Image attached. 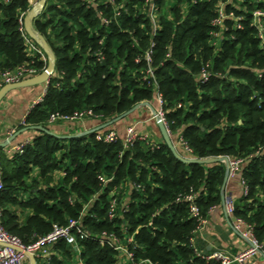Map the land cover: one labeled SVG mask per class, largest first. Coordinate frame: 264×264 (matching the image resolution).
Wrapping results in <instances>:
<instances>
[{
	"label": "trees",
	"instance_id": "obj_1",
	"mask_svg": "<svg viewBox=\"0 0 264 264\" xmlns=\"http://www.w3.org/2000/svg\"><path fill=\"white\" fill-rule=\"evenodd\" d=\"M32 6L31 0H0L1 85L22 65L37 74L47 68L40 55H29L21 29ZM258 9L264 0H46L33 27L51 48L56 71L44 101L20 128L49 130L55 114L84 113L105 124L160 94L181 155L187 157V147L195 158L245 160L247 190L233 201V215L264 247ZM111 131L112 125L57 137L39 130L22 153L0 149L6 229L29 246L55 226L80 223L77 246L60 240L37 264H222L206 258L195 236L201 220L222 203L225 163L187 164L164 140L155 147L145 140L127 143L119 134L106 141ZM118 242L129 253L116 249Z\"/></svg>",
	"mask_w": 264,
	"mask_h": 264
},
{
	"label": "built area",
	"instance_id": "obj_2",
	"mask_svg": "<svg viewBox=\"0 0 264 264\" xmlns=\"http://www.w3.org/2000/svg\"><path fill=\"white\" fill-rule=\"evenodd\" d=\"M40 1L41 0L34 2L32 8L25 14V16H23V19H21V25H22L21 29L24 32V39L27 45V51L29 55L31 56L40 55L41 58L44 61H46L48 64L49 57L44 47L38 42V40H36L34 37H32L27 32L26 26H25V17L29 15L32 10L36 11L37 16L41 13ZM253 22L260 31L259 38L261 40L262 47L264 48V9H258L254 11ZM151 52L152 51H149L147 54L148 60L150 59ZM37 73L38 71L35 67L30 66L29 64H25V65L20 66L15 73H7L5 75L4 84L20 81L22 79L37 75ZM203 78L207 80L208 79L207 74H204ZM2 86L3 85L0 84V88ZM47 87L48 85H46V89L44 90L42 95L39 97V99L36 101L35 105L44 101V97L47 92ZM157 100H158L159 106L156 110L157 112L156 115L161 117L165 121V114L162 108L163 98L160 94L157 95ZM84 117H85L84 113L76 114L73 117H61L60 115L55 114L51 116L50 122L54 123L58 121L59 119L76 120V119H82ZM25 118L21 122L20 124L21 126L25 125ZM165 124L167 126L166 121H165ZM15 132H13L12 134H14ZM117 137H118V133L116 131H111L108 134L104 135L103 138L106 141H114L115 139H117ZM125 139L127 143H131L136 140H145L149 142L151 146L153 147L156 146V143L150 140L148 133L139 132L135 125L130 126L128 128L127 136L125 137ZM29 143H30V139H26L14 146L7 147L8 149L7 151L8 153H22L24 151V147ZM179 143L183 145L182 139L180 140ZM184 149L187 152V157L195 158L191 156V151L187 147H184ZM228 157H229V177L239 178L243 185L244 192H246L247 189L245 190L246 188L245 181L242 176V167L245 164V160L232 158L230 156ZM3 191H4V185L1 181V169H0V194ZM187 200L193 203L191 205L192 214L195 217H199L200 209L195 203V195L188 196ZM225 210H226L229 222L231 224V227L244 240L247 241L248 246L234 256L228 255L227 253L223 251H215L207 255L206 258L219 260L222 262V264H248L249 261L256 259L258 257L264 258V247L259 242L257 237L255 236L253 228L250 225H248L243 218L234 217L233 214H234L235 209H234V203L232 199L226 202ZM206 223H207V219H202L198 227V231H201ZM74 230L81 232V226L79 222L72 220L70 221L68 226H55L54 230L50 234L40 238L37 242L33 243L32 245L26 246L22 243L21 239L17 235L9 232L6 229L3 223V212L0 209V264H25L27 261H31L32 263V258H35V260L37 261V258H40V257L49 259L51 257V253L49 249L60 240H65L69 244L77 246V238L74 233ZM116 249H120V250L125 251L126 253H129L125 249V247L122 245L121 242H118ZM129 257L130 259H133L132 253L129 254Z\"/></svg>",
	"mask_w": 264,
	"mask_h": 264
},
{
	"label": "crops",
	"instance_id": "obj_3",
	"mask_svg": "<svg viewBox=\"0 0 264 264\" xmlns=\"http://www.w3.org/2000/svg\"><path fill=\"white\" fill-rule=\"evenodd\" d=\"M31 1L32 3L36 2L34 0ZM45 89V84L17 89L5 97L0 103V142L6 141L7 138L13 135V132L20 129L21 122ZM149 103L113 123L112 128L115 129L119 136L125 138L128 128L135 125L139 132L148 133L152 142L164 140L154 113V110H157L159 106L158 100ZM100 125L102 124L99 121L84 117L76 120L56 121L51 123L48 129L57 137H72L84 134ZM37 134H39L38 129L23 132L7 147L14 146L26 139H32ZM243 193L244 188L240 179L229 177L225 187L227 199L230 198L235 201L242 197ZM195 242L198 248H202L204 252L209 254L215 251H223L231 256L238 254L248 246L247 241L231 227L225 204L223 203L211 211L203 229L196 233ZM27 263L31 264V261H27L25 264ZM248 264H264V258L258 257L249 261Z\"/></svg>",
	"mask_w": 264,
	"mask_h": 264
},
{
	"label": "water",
	"instance_id": "obj_4",
	"mask_svg": "<svg viewBox=\"0 0 264 264\" xmlns=\"http://www.w3.org/2000/svg\"><path fill=\"white\" fill-rule=\"evenodd\" d=\"M45 3H46V0L40 1V10L41 11H42L43 7L45 6ZM36 17H37L36 11L32 10L31 13L25 17V26H26L27 32L32 37H34L36 40H38V42L44 47L46 53L48 54L49 61H48L47 68L37 75L22 79V80L17 81V82H11V83L4 84L0 88V103L5 99V97H7V95H9L14 90L24 89V88H29V87H35V86L44 85V84L48 85L50 83L51 79L54 77V74L56 71L55 56H54L51 48L49 47L47 41L43 38V36H41L38 32H36V30L33 27V21ZM147 104H150V103L148 101L141 102V103L135 105L132 109H130L126 113L118 116L117 118H115V119H113V120H111L105 124L100 125L99 127L95 128V129H92L88 132H96V131H99V130L107 127V126H110L113 123H115L116 121L130 115L135 110L139 109L141 106L147 105ZM154 113H155V115L157 114L156 110H154ZM155 117L157 119L159 128H160L161 133L163 135L164 142L166 143V145L169 147V149L172 151V153L175 155V157L177 159H179L182 162L187 163V164H193V163L211 164V163H215V162H224L226 164V166H227L226 174H225V178H224V183H223L222 188H221L222 203L226 204V202L228 200H230V198L227 199L226 194H225V187H226L228 179H229V157L228 156H222V157H209V158H189V157H185V156L181 155L179 153V151L177 150L174 139H173L171 133L169 132V130L165 124V121L157 115ZM33 129L43 130L47 133L52 134L49 130H47L43 126L28 125V126L20 128L12 136L7 138L6 141L0 142V149L5 148L9 144H11V142H13L19 134L26 132V131H29V130H33ZM88 132H85V133H88ZM31 264H37V261L35 260V258H32Z\"/></svg>",
	"mask_w": 264,
	"mask_h": 264
},
{
	"label": "rangeland",
	"instance_id": "obj_5",
	"mask_svg": "<svg viewBox=\"0 0 264 264\" xmlns=\"http://www.w3.org/2000/svg\"><path fill=\"white\" fill-rule=\"evenodd\" d=\"M226 165V164H225ZM28 264V263H27Z\"/></svg>",
	"mask_w": 264,
	"mask_h": 264
}]
</instances>
